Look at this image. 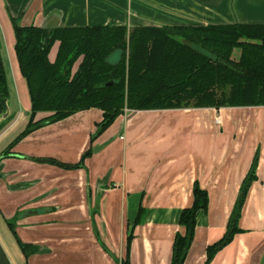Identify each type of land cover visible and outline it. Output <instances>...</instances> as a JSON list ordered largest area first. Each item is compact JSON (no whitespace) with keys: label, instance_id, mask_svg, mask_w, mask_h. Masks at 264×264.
Listing matches in <instances>:
<instances>
[{"label":"crops","instance_id":"obj_1","mask_svg":"<svg viewBox=\"0 0 264 264\" xmlns=\"http://www.w3.org/2000/svg\"><path fill=\"white\" fill-rule=\"evenodd\" d=\"M11 19L24 27L127 31L264 25V0H0L1 54ZM7 104L10 117L16 111L10 95ZM102 115L93 108L43 126L0 160V227L17 247L0 239L10 264H120L130 231V264H171L174 238L184 232L179 216L192 204L195 183L207 193L208 206L196 215L184 264H205L256 155L241 233L210 264H264V106L125 110L97 135ZM89 150L84 166L74 168ZM19 244L34 251L25 257Z\"/></svg>","mask_w":264,"mask_h":264},{"label":"trees","instance_id":"obj_2","mask_svg":"<svg viewBox=\"0 0 264 264\" xmlns=\"http://www.w3.org/2000/svg\"><path fill=\"white\" fill-rule=\"evenodd\" d=\"M11 25L31 109L24 130L1 153L0 160L33 131L93 108L103 112L97 125L99 135L125 110L264 106V25L139 27L130 31L125 27H60L49 35L39 27L21 26L15 19ZM234 50H238L235 60ZM114 52L120 55L111 63L108 58ZM8 96L0 52V99ZM38 113L49 115L35 120ZM90 154L87 151L74 168H82ZM256 164L257 155L225 234L206 249L205 264L241 233L238 222ZM192 197L191 206L179 216L184 232L174 238L171 264H184L194 239L196 215L208 206L207 193L197 183ZM140 219L141 211L134 225ZM131 240L132 231L120 264H130ZM19 245L25 257L34 251L32 246Z\"/></svg>","mask_w":264,"mask_h":264},{"label":"rangeland","instance_id":"obj_3","mask_svg":"<svg viewBox=\"0 0 264 264\" xmlns=\"http://www.w3.org/2000/svg\"><path fill=\"white\" fill-rule=\"evenodd\" d=\"M7 28H9L11 33H10V38H9L8 32L3 33L2 55H3L4 64L6 66L5 68L7 71L10 101H11V104L14 103L16 105V111L8 118L7 121H5L0 126V133L16 119L17 115L19 116L17 117L18 119L15 122V124L10 129H8L7 134L0 140L1 149L5 146L6 143H8L16 135V133H19L21 130H23V128L25 127V124L29 120L30 109H31L30 99H29L26 83L19 73L18 63H17V59L15 57V52L13 49L14 43H15L13 31L11 30L10 27H7ZM7 28L5 27L6 30ZM2 32H3V29H2ZM237 56H238V50H234L232 58L235 60L237 59ZM118 57H119V53L114 52L113 54L110 55L108 60L111 63H116L118 61ZM21 86H23L24 89H22ZM16 96L19 99H17ZM25 107L27 108L26 110H24ZM5 236L7 237L8 242L13 243V239L10 233L6 231L4 227H0V239L3 240L4 239L3 237ZM0 245L3 251L5 252L1 244V241H0ZM13 246L14 248L17 249V247H15V244Z\"/></svg>","mask_w":264,"mask_h":264},{"label":"water","instance_id":"obj_4","mask_svg":"<svg viewBox=\"0 0 264 264\" xmlns=\"http://www.w3.org/2000/svg\"><path fill=\"white\" fill-rule=\"evenodd\" d=\"M40 28L45 30L49 35L53 30L58 28V24L52 26H42ZM45 43L46 42H44V44ZM7 102H8V98L0 99V125L3 121H6L9 118V108ZM40 161H42L43 163L49 162L47 160H40ZM0 264H10L1 245H0Z\"/></svg>","mask_w":264,"mask_h":264},{"label":"flooded vegetation","instance_id":"obj_5","mask_svg":"<svg viewBox=\"0 0 264 264\" xmlns=\"http://www.w3.org/2000/svg\"><path fill=\"white\" fill-rule=\"evenodd\" d=\"M0 41H1V39H0ZM13 49H14V47H13ZM0 52H1V48H0ZM1 57H2V54H1ZM4 64V63H3ZM6 71V70H5ZM8 90H9V88H8ZM9 97V96H8Z\"/></svg>","mask_w":264,"mask_h":264}]
</instances>
